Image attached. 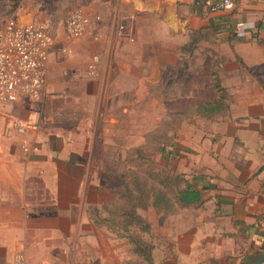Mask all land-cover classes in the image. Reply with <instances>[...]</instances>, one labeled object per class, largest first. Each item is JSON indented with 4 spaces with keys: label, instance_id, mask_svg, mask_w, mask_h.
Returning <instances> with one entry per match:
<instances>
[{
    "label": "crops",
    "instance_id": "obj_1",
    "mask_svg": "<svg viewBox=\"0 0 264 264\" xmlns=\"http://www.w3.org/2000/svg\"><path fill=\"white\" fill-rule=\"evenodd\" d=\"M115 1L124 5V33L130 35L141 20L159 33L161 18L176 32L178 5L192 6L185 27L197 41L190 49L203 51L209 75L203 85H186V94L200 97L170 112L218 102L191 111L200 126L173 143L184 150L182 175L201 200L170 218L173 227L159 237L163 250L153 241V264H264V0H237L231 10L212 13L203 0ZM237 21L242 37L235 34ZM59 36L52 35L39 97L20 94L0 103V264H120L112 236L104 243L102 228L88 214L89 205L102 204L97 178L107 176L96 166L93 128L109 121L99 105L114 94L105 91L107 56L83 63L80 53H65L70 42L63 45ZM155 50L153 60H159L160 43ZM87 66L98 67L96 74ZM83 98L97 104L91 125Z\"/></svg>",
    "mask_w": 264,
    "mask_h": 264
},
{
    "label": "rangeland",
    "instance_id": "obj_2",
    "mask_svg": "<svg viewBox=\"0 0 264 264\" xmlns=\"http://www.w3.org/2000/svg\"><path fill=\"white\" fill-rule=\"evenodd\" d=\"M192 8L178 5L177 23L173 25L176 32L170 30L169 23L166 25L165 20L161 18L159 33L156 29L153 30L151 22L147 25V20H141L140 29L130 35L124 33V5L115 0H0V27L9 21L34 18L37 23L45 24L48 31L55 36H63V45L70 42L69 48L64 50L65 53H80L79 59L83 63L91 61L95 56L99 62L101 56H107L109 69L106 72L104 65L101 72L102 75L106 72L107 76L105 91L114 94L99 103L104 110L103 115L109 120L108 123L99 122L93 126L98 143L96 166L101 175H107L97 178L100 185L98 184L96 189H101L97 202L103 204L112 197L107 183L114 172L120 173L127 167H134L128 160L135 156V149L143 156L140 165L142 169H163V172L169 175L182 174L184 170V150L176 149L168 142L175 143L179 136L183 139L192 133L193 125L200 126V121L197 114L170 111L184 108L192 99L200 97L186 94L189 90L186 85L205 84L201 80H205L210 70L203 51L197 48L193 52L190 49V39L185 43L188 33L185 26L190 22L189 17L186 20V16ZM73 10L84 13L88 24L83 35L75 37L76 40L71 42L64 36L63 23ZM188 34L190 38L196 37L194 33ZM59 41L58 44L61 43V40ZM157 43H160V59L153 60V54L156 53L153 47ZM108 45L110 50H106ZM86 68L87 73L92 71L96 74L98 70V67L94 66ZM201 92V89H197L196 93ZM80 105L84 109V115L91 118L90 125L93 124L94 114L91 112L97 104L83 98ZM104 128L107 129V139H104V134L101 133ZM162 146L168 153L159 150ZM139 174L143 175V172L140 171ZM102 204L99 206L97 218L106 217L110 221L120 223V217L112 213L116 203L106 202L104 207ZM172 207L168 213H164L162 209L157 211L151 205L146 209L138 208L137 212L145 222L130 225L124 231L116 224L113 227L98 226L102 228V240L108 244V239L112 236L113 249L120 252V264H148L141 256L139 262L130 258V252H134L128 235L138 234L153 246L155 241L157 250H163L164 244L159 241L160 233L162 230L168 233L174 223L170 218L178 217L182 211L174 204Z\"/></svg>",
    "mask_w": 264,
    "mask_h": 264
},
{
    "label": "trees",
    "instance_id": "obj_3",
    "mask_svg": "<svg viewBox=\"0 0 264 264\" xmlns=\"http://www.w3.org/2000/svg\"><path fill=\"white\" fill-rule=\"evenodd\" d=\"M195 1L199 3L201 0ZM196 41L197 38L193 36L190 38V43L193 44ZM214 86L217 88L216 82ZM217 104V101L204 105L196 104L191 111L196 110L199 112L203 108L215 107ZM173 143V141L168 142L169 145H173ZM159 150L168 153L163 146ZM133 151L135 156L128 161L134 167H127L120 173L114 172V175L111 176L110 181L107 183L112 192V197L104 203H116V208L111 211L113 215L120 217L121 221L120 223H115L106 217L97 218L99 208L95 205H89L88 214L96 226L106 225V227H113L116 224L118 228L124 231L130 225L145 222V219L137 212L138 208L146 209L151 205L157 211L162 209L164 213H168L173 208V204L178 207L177 209H180L201 200L200 190L193 188L182 174L169 175V173L163 172V169H142L140 165L142 164L143 156L138 149ZM140 171L143 172V175L139 174ZM104 203L102 204L103 207ZM145 224L147 225V223ZM128 237L129 242L132 244V251L146 260L148 264H151L150 253L153 245L138 234H129Z\"/></svg>",
    "mask_w": 264,
    "mask_h": 264
},
{
    "label": "built area",
    "instance_id": "obj_4",
    "mask_svg": "<svg viewBox=\"0 0 264 264\" xmlns=\"http://www.w3.org/2000/svg\"><path fill=\"white\" fill-rule=\"evenodd\" d=\"M237 0H203L209 13L231 10ZM88 19L80 10L71 11L63 23L66 39L83 35ZM235 34L244 35L243 23H235ZM52 33L43 23L9 21L0 27V103L15 102L20 94L37 99L45 83ZM264 224V219H263Z\"/></svg>",
    "mask_w": 264,
    "mask_h": 264
}]
</instances>
